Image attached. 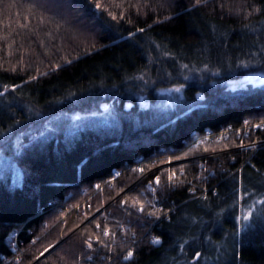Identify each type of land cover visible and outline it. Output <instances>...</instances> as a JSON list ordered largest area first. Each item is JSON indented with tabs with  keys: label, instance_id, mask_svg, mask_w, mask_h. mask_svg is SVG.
<instances>
[{
	"label": "trees",
	"instance_id": "1",
	"mask_svg": "<svg viewBox=\"0 0 264 264\" xmlns=\"http://www.w3.org/2000/svg\"><path fill=\"white\" fill-rule=\"evenodd\" d=\"M261 71L264 0H0V264H264Z\"/></svg>",
	"mask_w": 264,
	"mask_h": 264
},
{
	"label": "rangeland",
	"instance_id": "2",
	"mask_svg": "<svg viewBox=\"0 0 264 264\" xmlns=\"http://www.w3.org/2000/svg\"><path fill=\"white\" fill-rule=\"evenodd\" d=\"M225 83L228 86L231 85V87H236V86H244L245 87V86H256V85L264 84V71L244 73L242 75H239L237 77V79L226 80ZM160 95H161L162 101L160 103H157V102L153 103V101H151L152 102V104L150 105L151 108H154L155 106H160V107L170 106L171 107L172 104L170 103V101L168 99H169L170 95H176V90H174L173 88L172 89L163 88L160 91ZM139 102H140V104H142L141 106L143 108H145V106L149 107L148 104H150V103H147L146 101H143V98L139 99ZM130 107H131V105L126 110H129ZM108 111H109V109H106L104 111V113H99L100 115H103V116H99L98 119H102V121L106 120V118H105L106 115H109V113H110ZM68 117H69L70 121L73 122V123H78L79 122L80 116H78V115H71V116H68ZM85 121L88 122L89 118L86 119ZM242 121L245 123L246 119L244 118ZM260 121H264V120H257V121L251 122V123L260 122ZM244 126H247V125L244 124ZM254 126H259V124H256ZM229 130H232V129H229ZM229 130L228 129L220 130L216 135H214V139L215 140H220L221 138H225L227 136V134L229 133ZM206 139L207 138L200 139L195 144H197L199 142H202V141H204ZM253 141H255V142H253ZM253 141H250L249 144L250 145L252 144V145L251 146L248 145L249 147H253V146H255L257 144V139H254ZM248 217H249V208H246L244 206V207L241 208V210L238 213V222H239V224L240 225L245 224V222L247 221Z\"/></svg>",
	"mask_w": 264,
	"mask_h": 264
},
{
	"label": "built area",
	"instance_id": "3",
	"mask_svg": "<svg viewBox=\"0 0 264 264\" xmlns=\"http://www.w3.org/2000/svg\"><path fill=\"white\" fill-rule=\"evenodd\" d=\"M256 124H259V126H254V125H256ZM246 125H247V127L251 126V127H255V128H264V121L255 122V123H250V124H246ZM213 134H214V133L210 134V133L207 132V131H205V132H204L203 134H201V135L194 134V135L192 136V140H191V142H196V141H198V140H200V139L208 138V137H210V136L213 135ZM253 142H255V141H253ZM248 145L251 146L252 144H251V145L248 144ZM202 169H203V168H202L200 165L197 166V170H198V171H200V170H202ZM117 174H118L117 169H114V170H112V172H111V177H114V176H116ZM207 176H214V171H213V169H211V168H207V169L203 170L201 177H204V178H205V177H207ZM96 184H97V183H96ZM84 190H85V189H82V191H84ZM148 196H149V197L146 196V197L144 198V201H145L148 205L154 207V206L157 204V199H156V197L154 196L153 193H152V194H149ZM84 207H85V208H86V207L88 208L89 206H88L87 203L84 205L82 202H79V203H72L71 201H68V202H66L64 205L62 204L61 206H59V208H62V209L64 210L65 214H66V213H69V211H71V212H73V213L78 212V210H79L80 208L83 209ZM160 207H161V206L157 204V208H160ZM137 209H140V207H137ZM109 233H110V232H109L107 229H103V230H101V234L104 235L106 238H109ZM133 235H134V233L132 232V233H131V236H133ZM153 239H155V237H154L152 234H149V240H153ZM128 253H129V252H126L125 255H124V257L127 256ZM124 257H123V259H124ZM100 258H101V260L106 261L105 264H107L108 261H109V260H106V258H104L102 254H100Z\"/></svg>",
	"mask_w": 264,
	"mask_h": 264
},
{
	"label": "water",
	"instance_id": "4",
	"mask_svg": "<svg viewBox=\"0 0 264 264\" xmlns=\"http://www.w3.org/2000/svg\"><path fill=\"white\" fill-rule=\"evenodd\" d=\"M195 97L198 98V99L201 98L200 94H198V93L195 94ZM130 105H131V104H130L129 102H124L123 108L126 110V109H128V107H129Z\"/></svg>",
	"mask_w": 264,
	"mask_h": 264
},
{
	"label": "snow or ice",
	"instance_id": "5",
	"mask_svg": "<svg viewBox=\"0 0 264 264\" xmlns=\"http://www.w3.org/2000/svg\"><path fill=\"white\" fill-rule=\"evenodd\" d=\"M198 2H199V0H198ZM97 7H99V5H97ZM154 243H159V240H155ZM89 247H91V244H89ZM46 251H47V249H46ZM131 256H132V253L129 252L128 255L124 257V259L125 260L130 259Z\"/></svg>",
	"mask_w": 264,
	"mask_h": 264
},
{
	"label": "flooded vegetation",
	"instance_id": "6",
	"mask_svg": "<svg viewBox=\"0 0 264 264\" xmlns=\"http://www.w3.org/2000/svg\"><path fill=\"white\" fill-rule=\"evenodd\" d=\"M201 96V95H200Z\"/></svg>",
	"mask_w": 264,
	"mask_h": 264
}]
</instances>
